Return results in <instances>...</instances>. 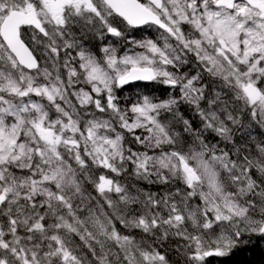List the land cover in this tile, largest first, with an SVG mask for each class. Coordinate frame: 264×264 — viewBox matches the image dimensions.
<instances>
[{"label":"snow or ice","instance_id":"1","mask_svg":"<svg viewBox=\"0 0 264 264\" xmlns=\"http://www.w3.org/2000/svg\"><path fill=\"white\" fill-rule=\"evenodd\" d=\"M138 81L167 94H121ZM255 240L264 0H0V264H206Z\"/></svg>","mask_w":264,"mask_h":264},{"label":"trees","instance_id":"2","mask_svg":"<svg viewBox=\"0 0 264 264\" xmlns=\"http://www.w3.org/2000/svg\"><path fill=\"white\" fill-rule=\"evenodd\" d=\"M154 85L155 83H136L125 86L122 92L140 88L143 92L148 93L146 89L150 88L149 93L155 94L160 97L166 96L167 90L165 88H154ZM169 259L175 261L176 256L170 253ZM206 264H264V240H255L253 242V245L235 252L231 257L227 259L208 258Z\"/></svg>","mask_w":264,"mask_h":264},{"label":"rangeland","instance_id":"3","mask_svg":"<svg viewBox=\"0 0 264 264\" xmlns=\"http://www.w3.org/2000/svg\"><path fill=\"white\" fill-rule=\"evenodd\" d=\"M154 88L164 89V86H162V85H158V84H155V85H154ZM145 89H146V88H145ZM165 89H166V88H165ZM146 90L148 91V93L143 92L142 89H140V88H135V89H133V90H131V91H124V92H121V94H122V95H134V94H136V93L151 94V93H149V92H150V88H147ZM166 90H167V89H166ZM163 97H164V96H162L161 98H163Z\"/></svg>","mask_w":264,"mask_h":264},{"label":"water","instance_id":"4","mask_svg":"<svg viewBox=\"0 0 264 264\" xmlns=\"http://www.w3.org/2000/svg\"><path fill=\"white\" fill-rule=\"evenodd\" d=\"M138 82H141V81H138ZM138 82H134V83H138ZM134 83H131V84H134ZM144 83H150V82H144ZM131 84H129V85H131ZM126 86H128V85H126Z\"/></svg>","mask_w":264,"mask_h":264}]
</instances>
